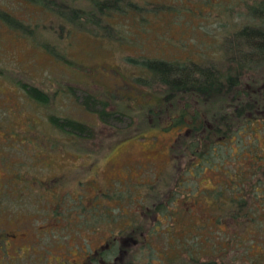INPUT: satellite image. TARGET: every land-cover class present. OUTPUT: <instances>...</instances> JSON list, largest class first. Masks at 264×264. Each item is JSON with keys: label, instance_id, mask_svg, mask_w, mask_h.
I'll use <instances>...</instances> for the list:
<instances>
[{"label": "rangeland", "instance_id": "374dc122", "mask_svg": "<svg viewBox=\"0 0 264 264\" xmlns=\"http://www.w3.org/2000/svg\"><path fill=\"white\" fill-rule=\"evenodd\" d=\"M126 1L134 6L115 15L111 38L105 32L70 33L67 26L60 34L62 22L48 11L24 0H0V8L16 19L0 17V264H108L112 257L113 264L264 259V214L255 221L235 218L239 201L248 199L249 208L254 197L264 196V186L256 194L252 180L244 185L226 173L222 184L228 195L220 206L211 198L221 188L211 171L187 199L170 201L189 162L180 144L185 128L176 125L177 116L141 119L139 109L125 118L115 105L121 99L151 107L156 99L140 95L165 94L133 60L201 65L217 60L236 32L256 24L249 7L258 0ZM45 42L62 58L50 54ZM24 84L49 95V104L38 105ZM101 93H108L106 107L94 103L100 96L104 101ZM102 109L115 112L120 123L104 124ZM259 114L261 121L235 135L234 152H241L227 167L234 171L249 163L244 169L250 168V179L264 165V112ZM51 117L82 121L92 138L71 139ZM256 159L251 172L248 161ZM164 209L170 212L160 215Z\"/></svg>", "mask_w": 264, "mask_h": 264}, {"label": "trees", "instance_id": "16d2710c", "mask_svg": "<svg viewBox=\"0 0 264 264\" xmlns=\"http://www.w3.org/2000/svg\"><path fill=\"white\" fill-rule=\"evenodd\" d=\"M24 1L48 11L61 21L60 34H63L64 28L67 26L70 33L83 30L85 31L83 33L90 35L111 34V38L113 37L112 32L115 30L112 24L115 15L126 14L130 12L129 8L134 6L131 1L126 0ZM83 1L85 4L88 2L86 8L77 6ZM249 15L252 20L256 21V24L246 26L236 32L225 43L223 54L218 56L217 60L210 59L211 61L206 65L197 64L194 61L182 63L146 57L140 61L133 60L139 64L141 70L148 72L165 88V94L154 96L145 93L146 95H140L146 99L147 97L156 99L155 106L151 107L140 104L130 106L129 101L120 99L115 103L119 114L132 119L134 110L139 109L141 119H147V116H150L154 121L162 116L174 120L177 116L176 125L185 128V132L180 138V144L188 156L189 162L177 179L175 190L169 197L170 201L178 197L187 199L198 179L211 171L215 172V176L219 180L217 185L221 188L213 191L212 197L209 193L206 195L217 201L220 206H223V203L219 201L228 195V191L222 184L226 173H230L238 183L243 182L244 185H250L252 180L251 188L256 194L260 193L261 186H264V165L255 171L254 163L258 161L259 157L256 160L248 161L251 162L250 165L253 164L251 172L255 171L251 179V175L248 174L250 168L244 169L249 163L242 164L241 168H236L234 171L227 168L231 159H235L234 153L241 152L240 149V151L234 152L235 135L242 129H249L261 121L259 113L264 112V0H258L255 5L250 6ZM0 17L8 22H16L12 14L1 8ZM44 48L50 54L62 58V55L54 52L55 49L50 43L45 42ZM137 63L133 65L138 67ZM256 71H260L259 74L253 75ZM23 88L38 105L47 106L49 104L50 97L43 91L27 84H24ZM101 94L105 95L104 101L100 98L101 96L95 98V95H92L95 98L94 103H102L106 107L109 101L106 100L109 99L108 93ZM88 96L90 97V95ZM87 101L85 102L86 106L91 107L90 99ZM115 114V112L109 113L106 109H102L99 112V117L104 124L112 125L121 119V117L117 118ZM62 120L59 121V118L51 117L54 127L66 136L75 140L78 137L85 140L92 138L90 129L82 121L70 117ZM235 161L238 164V161ZM185 176H190L196 181L188 183ZM256 178L257 181H254ZM183 187L190 189L189 192H185V189L181 191ZM255 198L254 202H251L253 205L249 208H247L248 199L243 202L239 201L236 219L242 218L247 221L261 219V213L264 214V196L257 197V201ZM231 200L235 202L236 199L231 198ZM81 210L85 213L84 206L81 207ZM167 210L161 211L160 215L170 212ZM90 215L92 218L96 217L95 213ZM80 217L84 218V215H80ZM254 264H264V259L257 260Z\"/></svg>", "mask_w": 264, "mask_h": 264}, {"label": "flooded vegetation", "instance_id": "af4514ba", "mask_svg": "<svg viewBox=\"0 0 264 264\" xmlns=\"http://www.w3.org/2000/svg\"><path fill=\"white\" fill-rule=\"evenodd\" d=\"M113 256H115L114 253H113ZM113 259H114L113 257H112V259H109V261H107V262H109L108 264H113L112 262L115 263V261H114ZM105 262H106V261H105Z\"/></svg>", "mask_w": 264, "mask_h": 264}]
</instances>
